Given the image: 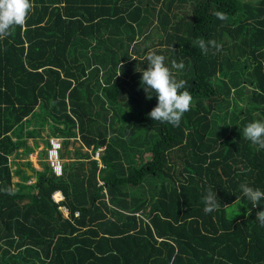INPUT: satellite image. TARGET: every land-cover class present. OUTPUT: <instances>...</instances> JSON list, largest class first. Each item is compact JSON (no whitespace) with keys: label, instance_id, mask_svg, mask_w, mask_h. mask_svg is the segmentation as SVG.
Instances as JSON below:
<instances>
[{"label":"trees","instance_id":"trees-1","mask_svg":"<svg viewBox=\"0 0 264 264\" xmlns=\"http://www.w3.org/2000/svg\"><path fill=\"white\" fill-rule=\"evenodd\" d=\"M31 2L0 40V264H264V201L236 200L241 183L264 191V149L241 132L264 121V0ZM201 38L222 50L203 54ZM148 51L185 65L172 69L192 95L178 127L146 115ZM51 136L61 159L86 147L59 176ZM208 189L221 204L206 214Z\"/></svg>","mask_w":264,"mask_h":264},{"label":"clouds","instance_id":"clouds-1","mask_svg":"<svg viewBox=\"0 0 264 264\" xmlns=\"http://www.w3.org/2000/svg\"><path fill=\"white\" fill-rule=\"evenodd\" d=\"M32 7L31 0H0V40L12 35L16 27L22 28L25 25ZM214 15L222 21L227 19L226 14L221 11H216ZM196 44L205 55L208 54L210 49H215L217 52L222 50V45L218 44L215 40L205 41L201 38L196 40ZM131 59L136 60L135 57H131ZM145 60L147 61V68L139 70L141 72L140 85L143 87L147 99H151L153 94L157 98L156 106L146 115L153 121L168 123L174 127H178L184 114L191 108L192 95L185 87L187 82L185 80H177L173 75L172 69L183 70L185 65L182 61L177 63L173 60L170 68L165 64V56L157 54L155 51H148ZM119 75H121V72L117 74V76ZM241 132L245 139L264 149V121L253 120L247 123ZM27 159L31 160V155ZM250 170L248 169L247 171ZM33 181L30 178L27 180V183L30 184ZM239 187L242 197H237L236 200L247 198L253 205V208L264 201V191H261L259 188H253L247 183H241ZM57 191L60 190L54 192ZM61 201L59 202L60 204H62ZM203 203L205 205L203 210L206 214L218 210L221 204L213 189L207 190L203 197ZM65 217H68V215ZM255 219L264 227V209L256 213Z\"/></svg>","mask_w":264,"mask_h":264},{"label":"built area","instance_id":"built-area-1","mask_svg":"<svg viewBox=\"0 0 264 264\" xmlns=\"http://www.w3.org/2000/svg\"><path fill=\"white\" fill-rule=\"evenodd\" d=\"M48 143H49V146L47 148L46 159L49 162V165L52 169V172L57 176L61 175L62 174V168H63V161L60 158L59 152H60V149L62 147V140L59 137L51 136L48 138ZM98 155H99V150H96L95 155L93 157L98 158ZM101 165L102 164L100 163V166ZM52 199L55 202L59 203L61 200L64 199V196L60 191H57V192H54L52 194ZM58 208L61 210V212L65 216L68 215V209L65 205H62L59 203ZM78 214H79V212L76 211L75 215H78Z\"/></svg>","mask_w":264,"mask_h":264},{"label":"rangeland","instance_id":"rangeland-1","mask_svg":"<svg viewBox=\"0 0 264 264\" xmlns=\"http://www.w3.org/2000/svg\"><path fill=\"white\" fill-rule=\"evenodd\" d=\"M247 1H250V0H247ZM25 128H27V129H29V128H31V125H28V126H26ZM48 127L47 126H45V128L43 129V133H42V135L44 136V138H46L45 137V134L48 132ZM41 135V136H42ZM34 141L35 140H33V138H31L30 136H26V142H27V144L28 145H31V144H33L34 143ZM43 143L42 142H39V146L32 152V153H29L28 155H32L31 156V158H32V160H34V158H35V154L38 152V151H40L39 149H41V145H42ZM78 145H79V147H81V148H83V149H86V147L85 146H81L80 145V141H78V142H76V143H74V144H71L68 148H69V150H70V152H69V155H68V158H66V159H62V161L64 162V161H71L72 160V158H71V156H72V150H73V148H75V147H78ZM80 148V149H81ZM83 149H81V150H83ZM104 148H103V146H101L100 148H98L97 150H99V155H98V158H96V159H98L99 161H100V163L102 164V161H101V159H100V155H101V151L103 150ZM95 155V153L93 154V156ZM38 156H39V152H38ZM149 156V154H146L145 155V157H148ZM26 158V156L25 155H23V160L22 161H27V159H25ZM27 158H28V156H27ZM11 160H13L12 159V157H11ZM14 161V160H13ZM32 162V161H31ZM36 162H38L37 160H36ZM32 166H34L36 169H41V166H40V164H35L34 163V161L32 162ZM13 168H14V164H13ZM17 176H18V178H21L20 176H19V174H16ZM15 178L13 177V180H14ZM31 180H34V178L33 177H31ZM14 182H16L15 180H14ZM17 186V185H16ZM237 206H236V204H231L230 206H228V211L230 212V213H237L235 210H237V209H235Z\"/></svg>","mask_w":264,"mask_h":264},{"label":"crops","instance_id":"crops-1","mask_svg":"<svg viewBox=\"0 0 264 264\" xmlns=\"http://www.w3.org/2000/svg\"><path fill=\"white\" fill-rule=\"evenodd\" d=\"M43 146H44V143L41 145V148H42ZM48 146H49V144H48ZM48 146H47V147H48ZM39 150H40V149H39ZM32 152H33V151H32ZM32 152H31V153H32ZM38 152H39V151H38ZM38 152L35 154V158H34V160H32V158H31V160L34 161V163L37 164V165L39 164V156H38ZM28 156H29V155H28ZM31 156H32V155H31ZM36 160H37L38 162H36ZM31 164H32V162H31ZM33 167H34V166H33ZM34 168H35V167H34ZM37 170H38V169H37ZM39 170H40V169H39ZM27 174H28V173H27ZM14 178H15V179H14L15 181H20V180H21V178H18L17 175H14Z\"/></svg>","mask_w":264,"mask_h":264},{"label":"water","instance_id":"water-1","mask_svg":"<svg viewBox=\"0 0 264 264\" xmlns=\"http://www.w3.org/2000/svg\"><path fill=\"white\" fill-rule=\"evenodd\" d=\"M25 169L27 170L28 174H33V171H31L28 167H25Z\"/></svg>","mask_w":264,"mask_h":264}]
</instances>
